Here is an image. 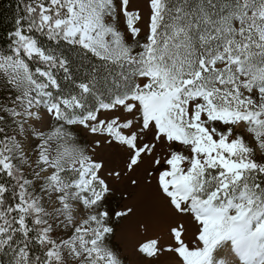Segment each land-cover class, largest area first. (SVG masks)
<instances>
[{
  "label": "snow or ice",
  "instance_id": "snow-or-ice-1",
  "mask_svg": "<svg viewBox=\"0 0 264 264\" xmlns=\"http://www.w3.org/2000/svg\"><path fill=\"white\" fill-rule=\"evenodd\" d=\"M0 47V264H264V0H18Z\"/></svg>",
  "mask_w": 264,
  "mask_h": 264
},
{
  "label": "trees",
  "instance_id": "trees-1",
  "mask_svg": "<svg viewBox=\"0 0 264 264\" xmlns=\"http://www.w3.org/2000/svg\"><path fill=\"white\" fill-rule=\"evenodd\" d=\"M18 0H0V47L4 46L7 32L12 27Z\"/></svg>",
  "mask_w": 264,
  "mask_h": 264
}]
</instances>
